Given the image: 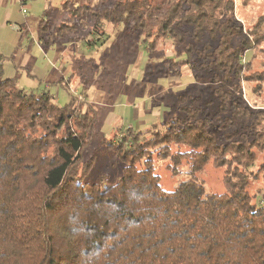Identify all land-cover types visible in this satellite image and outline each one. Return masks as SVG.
<instances>
[{
  "label": "trees",
  "instance_id": "16d2710c",
  "mask_svg": "<svg viewBox=\"0 0 264 264\" xmlns=\"http://www.w3.org/2000/svg\"><path fill=\"white\" fill-rule=\"evenodd\" d=\"M72 11L91 16L95 31L139 32L148 51L170 37L185 45L186 62L210 36L217 45L203 48L204 65L221 72L212 79L220 108L209 116L184 106L146 134L102 138L122 170L114 182H92L94 104L72 94L60 105L50 91L19 87L0 50V264H264V111L241 95L244 79L264 87V72L241 61L263 51L264 13L246 34L235 0H117ZM159 162L178 178L174 188H165ZM209 165L222 170L223 191L208 188Z\"/></svg>",
  "mask_w": 264,
  "mask_h": 264
},
{
  "label": "rangeland",
  "instance_id": "374dc122",
  "mask_svg": "<svg viewBox=\"0 0 264 264\" xmlns=\"http://www.w3.org/2000/svg\"><path fill=\"white\" fill-rule=\"evenodd\" d=\"M65 1H30L27 3L28 13L24 15L17 1L9 0L7 6L12 8L13 4L17 5L12 13L14 25L6 27L5 23L0 22V43L7 46L4 48L6 53L2 52L6 56V71H15L19 87L29 92L50 91L60 105L67 104L72 94L77 95L84 104H94L100 119L97 123L98 139L89 148L90 154L95 152L96 155L90 181H101V176L106 175L104 177L108 179L104 181L114 182L122 170V163L114 151L101 146L102 138H114L118 132L125 133L128 128L146 134L148 129L153 128V123L179 115L184 106H199L209 116L219 110L221 102L214 92L216 84L212 80L214 73L219 72L204 65L209 57L208 50H203L205 46L217 45L216 40L205 35L201 43L195 44L191 60L186 62L188 55L185 45L170 37L161 41L154 51H148L143 36L137 31L131 32L124 25L114 29L108 24L106 30L102 28L95 31L94 19L86 13L71 17L74 14L72 10L79 5L111 6L117 0ZM235 2L234 17L243 26L244 32L249 34L250 21L264 13V0L253 1L247 6L240 0ZM7 8L11 13V9ZM18 20L27 22L36 39L41 38L49 43L50 37L55 34L52 45H43L45 49L42 45L35 46L32 43L26 48L25 36L21 46H11L9 42L13 35L16 38L19 35L15 32L18 24L15 21ZM40 23L45 25L43 29ZM60 28L65 34L57 39ZM21 49L32 57V63L27 64L26 68L20 66L23 54ZM262 50L256 54L254 49L248 51L241 61H252V71L264 72V43ZM69 65L74 68L70 71V81H62L64 85H55L51 77L47 81L42 79L44 73L53 74L56 68ZM241 95L244 104L252 111H264V87L258 91L255 81L244 79ZM158 167L165 188H174L178 178L171 176L163 162H159ZM203 175L209 189L224 190L221 169L209 165ZM257 186L259 183L254 182L253 189Z\"/></svg>",
  "mask_w": 264,
  "mask_h": 264
},
{
  "label": "crops",
  "instance_id": "0c3cea01",
  "mask_svg": "<svg viewBox=\"0 0 264 264\" xmlns=\"http://www.w3.org/2000/svg\"><path fill=\"white\" fill-rule=\"evenodd\" d=\"M16 1H17L16 3L19 6L20 12H21L22 11L21 10V2H22V0H16ZM8 3H9V0H0V12L3 11L2 15L0 16V22L5 23L6 27H10V26L12 27L14 25L13 24L14 20H12V17H13L12 13H13L14 8L17 7V5L13 4L12 5L13 7L11 8L10 6H7ZM7 7H9L11 9V13H10V11H9V9ZM27 7L29 8L28 5H27ZM15 23H18L16 25L17 28H16V31L14 29L13 30L15 32H17L19 35L17 36V38L13 35V38L11 39V42H9L11 44V46H15V45L16 46L18 45V47L21 46V41H22V39L25 36L27 37V41H25L26 44L24 42L26 48H27V46H30V44H32V43H34L35 46H41L42 45V47H43V45H46V44H49V43H50L49 44L50 46L52 45V42H50V41H49V43H47L46 41H44V39H41V38L40 39H36V37L32 35V32H31L32 30H31V28L28 27L26 21H22V20L19 21L18 20V21H15ZM33 29L36 30L35 28H33ZM93 34H94V32H93ZM36 41L38 42V44H37ZM5 47H7V46H5V45L3 46L0 43L1 52H3V53L5 52V50H4ZM43 48L46 49V47H43ZM22 52H23V54H22V62L20 64V66L26 68L27 64H31L32 63V57L29 55V53H27V51H24V49L22 50ZM73 68L74 67L72 65H69L68 67H63V68H56V70H54L53 74L44 73L42 79L47 81V79H49L51 77V78L54 79L53 83H56L55 85L62 86V85H64L62 81H65V82L70 81V80H68V78H69V75L71 73L70 71H72ZM15 70H16V72L18 71L17 69H15ZM14 72L10 73V72L6 71V62H5V76L9 77V78L17 77V75L14 74ZM30 76L32 77L33 75H30ZM54 97H55V95H54Z\"/></svg>",
  "mask_w": 264,
  "mask_h": 264
},
{
  "label": "built area",
  "instance_id": "2783aa9c",
  "mask_svg": "<svg viewBox=\"0 0 264 264\" xmlns=\"http://www.w3.org/2000/svg\"><path fill=\"white\" fill-rule=\"evenodd\" d=\"M21 10H22L23 14H27L28 13V7H27V5L21 4Z\"/></svg>",
  "mask_w": 264,
  "mask_h": 264
}]
</instances>
